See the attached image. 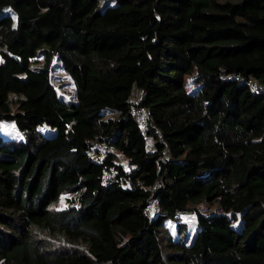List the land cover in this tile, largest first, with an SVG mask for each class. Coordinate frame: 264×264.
<instances>
[{
	"label": "trees",
	"instance_id": "1",
	"mask_svg": "<svg viewBox=\"0 0 264 264\" xmlns=\"http://www.w3.org/2000/svg\"><path fill=\"white\" fill-rule=\"evenodd\" d=\"M0 119V264H264V0H0Z\"/></svg>",
	"mask_w": 264,
	"mask_h": 264
},
{
	"label": "rangeland",
	"instance_id": "2",
	"mask_svg": "<svg viewBox=\"0 0 264 264\" xmlns=\"http://www.w3.org/2000/svg\"><path fill=\"white\" fill-rule=\"evenodd\" d=\"M53 74H54L55 82L61 85L60 89L69 95L72 90V83L67 73L61 67H57L56 71ZM185 85L187 90H191L194 87V83L192 82V77L190 75L185 76ZM0 133L4 135H8V137H14V138L22 137V134L17 129L15 124L12 121L4 120V119H0ZM68 195L70 194H61L59 199L53 205L57 208L64 207L66 205L65 197ZM202 206H205L203 208L205 212L217 209L216 203L210 206H207L206 204L203 203ZM165 221L169 229L173 232L176 228V224L178 221H185L192 228L195 225L194 214L190 211L181 212L177 218L168 219Z\"/></svg>",
	"mask_w": 264,
	"mask_h": 264
},
{
	"label": "built area",
	"instance_id": "3",
	"mask_svg": "<svg viewBox=\"0 0 264 264\" xmlns=\"http://www.w3.org/2000/svg\"><path fill=\"white\" fill-rule=\"evenodd\" d=\"M251 88L254 90H258V84L256 80L251 81ZM144 97V91L142 88H136L133 90L132 94L129 96L128 102L130 107L131 114L137 119L139 126L141 127L142 131L144 132L147 127V119L149 116V111L147 107L141 103ZM153 140L148 138V143L152 145ZM96 146L104 151L112 150V147L108 146L105 142L100 141L96 143ZM112 174V171L104 167L103 168V177L104 180L108 178ZM158 182H155L153 185V189L158 186ZM144 212L148 216H152L157 214L160 210L159 204L154 196H151L147 203L144 206Z\"/></svg>",
	"mask_w": 264,
	"mask_h": 264
}]
</instances>
